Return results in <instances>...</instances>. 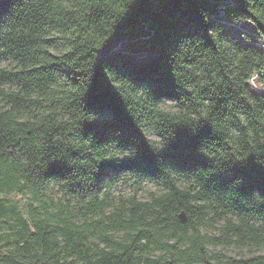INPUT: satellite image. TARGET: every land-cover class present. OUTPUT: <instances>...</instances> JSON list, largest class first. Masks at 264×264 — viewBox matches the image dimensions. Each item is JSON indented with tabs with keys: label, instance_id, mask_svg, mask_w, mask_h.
Wrapping results in <instances>:
<instances>
[{
	"label": "trees",
	"instance_id": "obj_1",
	"mask_svg": "<svg viewBox=\"0 0 264 264\" xmlns=\"http://www.w3.org/2000/svg\"><path fill=\"white\" fill-rule=\"evenodd\" d=\"M263 42L264 0H0V264H264Z\"/></svg>",
	"mask_w": 264,
	"mask_h": 264
},
{
	"label": "rangeland",
	"instance_id": "obj_2",
	"mask_svg": "<svg viewBox=\"0 0 264 264\" xmlns=\"http://www.w3.org/2000/svg\"><path fill=\"white\" fill-rule=\"evenodd\" d=\"M222 15V14H221ZM220 22L223 24H227V21L220 19ZM234 28V27H233ZM244 30H246L249 34H254V31L250 27H243ZM242 28V29H243ZM239 30L238 28H236ZM235 28L233 30H236ZM237 32V31H236ZM264 44V42H263ZM262 44V45H263ZM260 46V45H259ZM112 51L114 52H124V43L123 42H118L113 48L110 49H105L100 53V57H106L108 56ZM125 54V53H124ZM127 56H131L134 58V62L140 61L141 58H143L146 53L144 52H134L130 54H126ZM16 63L12 59H0V69L5 68V69H12L15 67ZM254 89L257 91H263L261 90L258 86L255 84H251ZM4 90L12 89L15 90V86H9L8 84L3 86ZM160 106L165 109L169 110L171 112H178L179 108L175 105L174 101L172 100H163L160 103ZM0 107H3V103L0 99ZM146 135L152 140L154 143L158 144L159 142V137L155 134L153 128L151 126L147 127L145 130ZM160 187H158L156 184L149 183V182H144L141 184H136L134 183L133 180H127L124 182H119L118 185L114 186L111 188L108 193L110 197L112 198L113 202L119 206L120 203H125L127 200L131 197H135L137 200H146L148 198V195L150 192H159ZM48 192L50 195L55 196V198L59 199L60 202L64 203L66 200L69 199V197L65 194H63L58 187H50L48 189ZM73 202V201H71ZM228 255L232 257H248L250 255H258V254H264V246H261L259 248H238L235 246H230L226 248L224 251Z\"/></svg>",
	"mask_w": 264,
	"mask_h": 264
},
{
	"label": "water",
	"instance_id": "obj_3",
	"mask_svg": "<svg viewBox=\"0 0 264 264\" xmlns=\"http://www.w3.org/2000/svg\"><path fill=\"white\" fill-rule=\"evenodd\" d=\"M179 218L181 219L182 222H185L186 221L185 213L184 212L180 213Z\"/></svg>",
	"mask_w": 264,
	"mask_h": 264
},
{
	"label": "built area",
	"instance_id": "obj_4",
	"mask_svg": "<svg viewBox=\"0 0 264 264\" xmlns=\"http://www.w3.org/2000/svg\"><path fill=\"white\" fill-rule=\"evenodd\" d=\"M231 4H233L231 1H230ZM264 46V45H263Z\"/></svg>",
	"mask_w": 264,
	"mask_h": 264
},
{
	"label": "bare ground",
	"instance_id": "obj_5",
	"mask_svg": "<svg viewBox=\"0 0 264 264\" xmlns=\"http://www.w3.org/2000/svg\"><path fill=\"white\" fill-rule=\"evenodd\" d=\"M260 46H262V45H260Z\"/></svg>",
	"mask_w": 264,
	"mask_h": 264
}]
</instances>
